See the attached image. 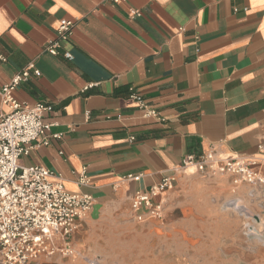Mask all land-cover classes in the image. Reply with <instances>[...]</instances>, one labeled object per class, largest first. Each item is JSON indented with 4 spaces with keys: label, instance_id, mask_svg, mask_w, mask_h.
I'll list each match as a JSON object with an SVG mask.
<instances>
[{
    "label": "crops",
    "instance_id": "1",
    "mask_svg": "<svg viewBox=\"0 0 264 264\" xmlns=\"http://www.w3.org/2000/svg\"><path fill=\"white\" fill-rule=\"evenodd\" d=\"M130 9L141 17H130ZM63 20L76 24L53 56L45 48L59 39ZM30 64L41 76L16 95L52 107L43 118L51 143L21 165L45 167L67 192L94 199L69 238L78 256L57 252L36 264H86L82 256L105 264H219L202 255L196 223L236 226V206L256 197L234 177L182 163L208 152L222 160L259 154L264 0H0V90ZM91 83L98 85L83 92ZM131 88L163 121L144 116ZM7 111L0 94V114ZM166 177L175 181L161 199L163 218L137 221L133 198ZM231 235L220 248L229 264H264V247L242 239L238 227Z\"/></svg>",
    "mask_w": 264,
    "mask_h": 264
},
{
    "label": "built area",
    "instance_id": "2",
    "mask_svg": "<svg viewBox=\"0 0 264 264\" xmlns=\"http://www.w3.org/2000/svg\"><path fill=\"white\" fill-rule=\"evenodd\" d=\"M122 5L126 0H102ZM130 17L140 18L141 11L129 10ZM76 22L61 21L57 33L58 40L50 42L45 52L59 55L61 42L72 38ZM66 60L73 55L65 52ZM3 61L6 59L3 57ZM41 72L34 64L24 68L1 88L2 105L8 111L0 114V262L1 264H36L44 256L62 252L66 256H78L69 245L78 231V221L91 211L94 199L87 194H72L66 191L61 176L39 166H22L21 159L31 150L49 146L51 125L43 121L44 114L52 111L45 103L28 105L16 95L22 83L32 77L38 78ZM97 83L86 85L83 92L96 87ZM130 98L144 112V116L163 121L156 109L131 88ZM61 138L60 134L53 136ZM258 155L250 158L222 160L214 152L200 157L187 156L182 169L192 168L196 172L210 175L234 177V184L244 183L253 192L264 198V139L258 146ZM78 183L88 185L86 170L79 174ZM173 177H166L161 183L146 192H138L132 200L135 219L144 222L147 216L161 220L164 208L161 202L164 194L172 189ZM241 207L236 206L239 210ZM243 209V207H242ZM253 218V217H252ZM62 244L57 245V241ZM86 264H105L99 258L82 256Z\"/></svg>",
    "mask_w": 264,
    "mask_h": 264
},
{
    "label": "rangeland",
    "instance_id": "3",
    "mask_svg": "<svg viewBox=\"0 0 264 264\" xmlns=\"http://www.w3.org/2000/svg\"><path fill=\"white\" fill-rule=\"evenodd\" d=\"M253 191V190H252ZM257 202L250 206H243L237 210L239 220L235 224L232 221L199 222L196 223V230L203 236L201 243L203 256L219 264H229L231 259L223 258L220 251L223 238H229L234 233L236 227L242 239L253 240L258 247H264V198L253 192ZM229 212V211H228ZM257 216L259 220L252 218ZM234 236V235H233ZM220 257V258H218ZM218 258V259H215Z\"/></svg>",
    "mask_w": 264,
    "mask_h": 264
},
{
    "label": "water",
    "instance_id": "4",
    "mask_svg": "<svg viewBox=\"0 0 264 264\" xmlns=\"http://www.w3.org/2000/svg\"><path fill=\"white\" fill-rule=\"evenodd\" d=\"M243 209H245V208H243ZM253 218L256 220H259V218L257 216H253Z\"/></svg>",
    "mask_w": 264,
    "mask_h": 264
}]
</instances>
